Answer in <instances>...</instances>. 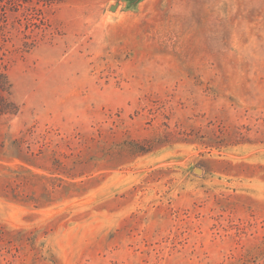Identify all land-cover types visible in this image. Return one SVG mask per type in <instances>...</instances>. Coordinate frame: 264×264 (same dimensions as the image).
I'll use <instances>...</instances> for the list:
<instances>
[{"label": "rangeland", "instance_id": "374dc122", "mask_svg": "<svg viewBox=\"0 0 264 264\" xmlns=\"http://www.w3.org/2000/svg\"><path fill=\"white\" fill-rule=\"evenodd\" d=\"M0 70V264H264V0H0Z\"/></svg>", "mask_w": 264, "mask_h": 264}, {"label": "trees", "instance_id": "16d2710c", "mask_svg": "<svg viewBox=\"0 0 264 264\" xmlns=\"http://www.w3.org/2000/svg\"><path fill=\"white\" fill-rule=\"evenodd\" d=\"M17 112L18 106L12 98V83L8 75L0 70V116Z\"/></svg>", "mask_w": 264, "mask_h": 264}, {"label": "water", "instance_id": "95a60500", "mask_svg": "<svg viewBox=\"0 0 264 264\" xmlns=\"http://www.w3.org/2000/svg\"><path fill=\"white\" fill-rule=\"evenodd\" d=\"M114 7H112L111 9H113Z\"/></svg>", "mask_w": 264, "mask_h": 264}]
</instances>
